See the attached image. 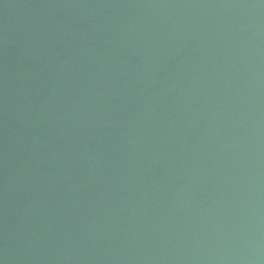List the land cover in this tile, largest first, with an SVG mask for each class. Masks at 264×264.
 <instances>
[{
    "label": "water",
    "instance_id": "95a60500",
    "mask_svg": "<svg viewBox=\"0 0 264 264\" xmlns=\"http://www.w3.org/2000/svg\"><path fill=\"white\" fill-rule=\"evenodd\" d=\"M0 264H264V0H0Z\"/></svg>",
    "mask_w": 264,
    "mask_h": 264
}]
</instances>
